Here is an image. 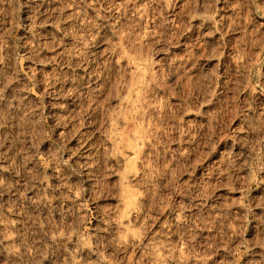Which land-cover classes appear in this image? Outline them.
I'll list each match as a JSON object with an SVG mask.
<instances>
[{"label":"rangeland","instance_id":"1","mask_svg":"<svg viewBox=\"0 0 264 264\" xmlns=\"http://www.w3.org/2000/svg\"><path fill=\"white\" fill-rule=\"evenodd\" d=\"M0 96V264H264V0H0Z\"/></svg>","mask_w":264,"mask_h":264},{"label":"bare ground","instance_id":"2","mask_svg":"<svg viewBox=\"0 0 264 264\" xmlns=\"http://www.w3.org/2000/svg\"><path fill=\"white\" fill-rule=\"evenodd\" d=\"M50 2V1H49ZM35 3V2H34ZM45 4H46V2H45ZM49 4V3H48ZM54 6H52V8H53ZM37 8V7H36ZM44 8V7H43ZM42 8V9H43ZM33 14V13H32ZM32 14H31V16H32ZM38 14V13H37ZM46 14V13H45ZM34 15V14H33ZM39 17V16H38ZM45 18V17H44ZM47 18V17H46ZM54 18V17H53ZM36 20H38L37 18H36ZM40 20V19H39ZM42 20V19H41ZM40 20V21H41ZM49 21V20H48ZM37 22V21H36ZM53 22V21H52ZM47 24V23H46ZM53 24V23H52ZM39 26V25H38ZM42 26V25H41ZM36 28V27H35ZM37 29V28H36ZM43 30V29H42ZM34 34V33H33ZM40 35V34H39ZM45 39H46V37H45ZM46 42V41H45ZM41 51V50H40ZM5 62V61H4ZM2 75V74H1ZM10 81V80H9ZM10 83V82H9ZM13 85V84H12ZM8 87H9V85H8ZM11 91V90H10ZM19 91V90H18ZM22 93V92H21ZM12 94H13V92H12ZM22 95V94H21ZM121 96V95H120ZM1 97V96H0ZM16 97V96H15ZM25 97V96H24ZM119 97V96H118ZM11 98V97H10ZM120 98V97H119ZM121 99V98H120ZM17 100V99H16ZM118 100V99H117ZM126 100V99H125ZM14 101V100H13ZM12 101V102H13ZM126 101H128V100H126ZM130 101V100H129ZM7 102V101H6ZM10 102V101H9ZM8 102V103H9ZM16 103V102H15ZM14 104V103H13ZM23 104V103H22ZM16 105V104H15ZM2 106H4V105H2ZM7 106V105H6ZM20 107V106H19ZM13 108V107H12ZM23 108V107H22ZM10 109V108H9ZM8 109V110H9ZM15 109V108H14ZM5 112V111H4ZM10 112V111H9ZM12 113V112H11ZM14 113V112H13ZM6 114V113H5ZM8 114V113H7ZM12 118V117H11ZM18 118V117H17ZM5 119V118H4ZM12 121V120H11ZM11 121H8V122H11ZM16 121V120H15ZM7 124V123H6ZM9 124V123H8ZM12 124V123H11ZM7 128V127H6ZM130 141V140H129ZM130 146H131V148H132V143L130 142ZM134 144V143H133ZM135 145V144H134ZM136 146V145H135ZM133 148H134V146H133ZM19 154V153H18ZM10 155V154H9ZM8 155V156H9ZM14 156V155H13ZM4 157V156H3ZM2 158V157H1ZM19 159H20V157H19ZM18 159V160H19ZM6 161V160H5ZM7 163V162H6ZM1 164V163H0ZM7 166V165H6ZM1 168V167H0ZM34 177V176H33ZM36 177V176H35ZM28 188V187H27ZM33 188V187H32ZM25 190V189H24ZM20 192V191H19ZM36 192V191H35ZM25 195H26V193H25ZM42 195V194H41ZM128 196V195H127ZM35 198V197H34ZM38 198V197H37ZM128 198V197H127ZM129 199V198H128ZM127 199V200H128ZM125 200V199H124ZM13 201V200H12ZM17 201V200H16ZM44 201V200H43ZM48 200H46V202H47ZM15 202V201H14ZM17 202H19V201H17ZM42 202V201H41ZM45 202V201H44ZM52 203V202H51ZM126 203V202H125ZM129 203V202H128ZM7 204V203H6ZM128 205V204H127ZM9 207V206H8ZM12 207V206H11ZM10 208V207H9ZM11 212V211H10ZM11 222H13V221H11ZM16 222V221H15ZM3 227V226H2ZM3 229V228H2ZM4 236H6L5 234H4ZM6 241V240H5ZM9 242V241H8ZM6 243V242H5ZM8 244V243H7ZM8 248V247H7ZM17 252V251H16ZM18 254V253H17ZM11 255V254H10ZM13 255V254H12Z\"/></svg>","mask_w":264,"mask_h":264}]
</instances>
